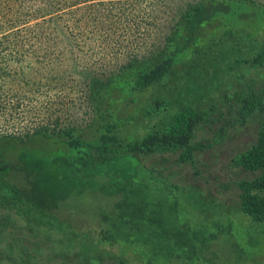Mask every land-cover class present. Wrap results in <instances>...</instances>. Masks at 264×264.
<instances>
[{
    "label": "trees",
    "instance_id": "obj_1",
    "mask_svg": "<svg viewBox=\"0 0 264 264\" xmlns=\"http://www.w3.org/2000/svg\"><path fill=\"white\" fill-rule=\"evenodd\" d=\"M197 70L224 79L216 97L190 101L163 126L144 130L169 104L164 97L150 98V92L179 71L191 75ZM87 88L92 116L85 127L38 130L27 140L0 138V216L5 218L0 219V264H104L103 247L117 252L111 264H248L264 257V1L190 4L152 54L110 76L90 79ZM248 126L252 140L237 146L229 159V169L244 175L232 181V194L188 182L187 174L180 177L189 168L194 177L208 181L211 173L204 176L203 169L212 159L206 154L240 138ZM37 137L56 154L45 161L46 152L36 149L26 170L77 190L90 186L99 170L112 179L120 195L115 206L99 213L95 239L74 230L71 215L51 213L52 204L38 198L34 188L11 182L17 170L6 157L8 149L35 143ZM185 201L197 205L173 215L170 210ZM210 205L218 209L215 215ZM13 207L27 218L29 238L13 235L19 229L4 213ZM240 217L248 225L243 237L233 225ZM222 243L228 245L225 251L215 250Z\"/></svg>",
    "mask_w": 264,
    "mask_h": 264
},
{
    "label": "rangeland",
    "instance_id": "obj_2",
    "mask_svg": "<svg viewBox=\"0 0 264 264\" xmlns=\"http://www.w3.org/2000/svg\"><path fill=\"white\" fill-rule=\"evenodd\" d=\"M199 1L202 0H0V138L12 136L27 140L38 130L85 127L92 116L87 81L110 76L152 54L175 18L185 7ZM168 81L155 87L149 96L164 97L169 102L167 109L145 124L144 130L163 126L171 120L174 111L190 101L203 103L213 99L224 85V79L217 81L205 70L191 75L179 71ZM252 137L253 127L248 126L240 138L226 140L208 152L206 155L212 160L208 159L207 171L203 169L204 176L211 173L205 177L208 181L202 176L194 177L189 168L183 169L180 177L187 174L184 179L188 182L200 181L207 189L219 192L225 189L232 194L235 188L232 181L244 175L229 169V159L235 155L237 146L249 144ZM35 141L8 149L6 157L17 170L11 173V182L34 188L38 198L52 204L54 212L51 209V213L71 215L74 230L80 233L83 229L95 239L99 231L93 227L99 222V213L115 206L120 195L112 188L108 172L99 170L98 174H92L91 185L77 190L65 181L54 182L55 179L28 171L27 164L37 157L36 149L46 152H43L45 161L49 154H56L49 142L38 137ZM23 152L27 155L25 163ZM159 204L163 205L161 201ZM196 205L185 201L184 206L170 211L173 215L176 211L183 215L185 207L189 213L193 208L188 207ZM210 208L215 215L218 209L214 205ZM4 213L10 215L12 227L19 229L13 235L22 239L24 232H28L27 218L18 215L14 207ZM3 217L1 214L0 219L4 220ZM233 225L237 236L243 237L248 229L245 219H233ZM89 227L94 231H86ZM25 236L29 238L27 233ZM13 246L10 245L16 250ZM227 246L218 244L215 250L225 251L222 247ZM259 252L260 249H254V253ZM100 253L106 260L104 264L113 263L112 258L117 254L109 247H103ZM248 264H264V257L257 256Z\"/></svg>",
    "mask_w": 264,
    "mask_h": 264
}]
</instances>
